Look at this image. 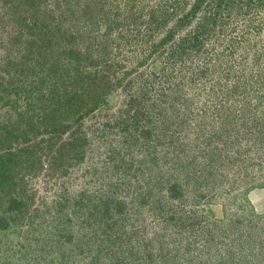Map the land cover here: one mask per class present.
I'll list each match as a JSON object with an SVG mask.
<instances>
[{
	"label": "rangeland",
	"instance_id": "rangeland-1",
	"mask_svg": "<svg viewBox=\"0 0 264 264\" xmlns=\"http://www.w3.org/2000/svg\"><path fill=\"white\" fill-rule=\"evenodd\" d=\"M0 264H264V0H0Z\"/></svg>",
	"mask_w": 264,
	"mask_h": 264
}]
</instances>
